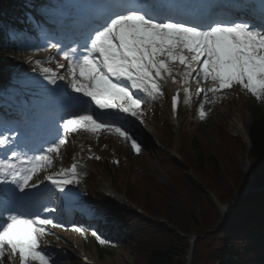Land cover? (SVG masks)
<instances>
[{"label": "snow or ice", "instance_id": "1", "mask_svg": "<svg viewBox=\"0 0 264 264\" xmlns=\"http://www.w3.org/2000/svg\"><path fill=\"white\" fill-rule=\"evenodd\" d=\"M49 47L62 53L67 69L59 75L41 67L43 78L55 85L65 80L75 95L64 96V113L55 122L54 135L39 146H29L19 138L20 131L0 125V184L13 185L8 199L0 203V264H56L46 250L44 237L49 228L64 226L41 214L54 211L47 205L27 210V189L38 187L43 180L60 192L68 184L78 183L81 165L73 156L67 169L54 168L61 159V149L69 136L84 131L94 135L107 132L131 143L134 152L140 145L129 134L122 116L139 117L141 105L164 95L163 85H179L172 96L176 114L183 90V103L191 104L189 85H197L195 94L203 96L199 105L201 119L206 117L205 102L211 94L231 90L234 86L257 101H264V12L260 22L247 15L219 16L209 12L185 17L179 13L157 11L141 0H111V3L87 25L72 44L64 45L49 38ZM49 57L45 63H52ZM142 94V95H141ZM10 152V154H9ZM99 157H89V159ZM52 170V174H47ZM25 193L17 196L15 193ZM6 213V215H4ZM72 231L83 234L75 226ZM92 235L108 243L96 232Z\"/></svg>", "mask_w": 264, "mask_h": 264}, {"label": "trees", "instance_id": "2", "mask_svg": "<svg viewBox=\"0 0 264 264\" xmlns=\"http://www.w3.org/2000/svg\"><path fill=\"white\" fill-rule=\"evenodd\" d=\"M12 1L0 0V5L16 7ZM18 13L21 15L22 10ZM0 16L4 17L1 9ZM12 23L20 26L17 21ZM27 30L29 31L28 28ZM10 44L8 35L0 24V61H3L7 52H13L14 48ZM3 68L0 63V74ZM243 97L245 104L248 103L251 116V123L247 128L249 150L238 138L231 137L226 132L220 135L224 142L221 149L203 148L196 139H190L183 129L180 156L185 167L165 158L163 168L168 179L166 185L157 184L151 177H141L136 187L127 188V196L133 203L144 209L150 217H165L169 223H177L172 217L187 205L191 210L189 222L198 227L200 232L203 233L204 230L207 234L205 241L209 253L205 264H244L241 262L244 256L249 257L253 264H264V193H248L239 197L247 183V175L235 167L232 158L235 153L246 151L248 158L254 162L248 187L253 189L264 185V106L246 92ZM165 127L169 128L167 123ZM223 160L226 163L221 164ZM189 170L202 181L203 189L206 187L220 204L227 206L223 218L208 196L188 175ZM111 212L116 214L124 226V231L118 233V244L133 240L140 250L133 264H186V241L175 232L126 211ZM245 239L248 240L247 245L243 242ZM199 242H196L191 254L194 264H204ZM94 249L99 259L103 255H111L105 249ZM144 253L146 259L141 261L140 255Z\"/></svg>", "mask_w": 264, "mask_h": 264}, {"label": "rangeland", "instance_id": "3", "mask_svg": "<svg viewBox=\"0 0 264 264\" xmlns=\"http://www.w3.org/2000/svg\"><path fill=\"white\" fill-rule=\"evenodd\" d=\"M35 1L37 2L35 10H39L40 6L42 5L45 6L51 4V8L44 9V12L42 11V13H46L50 10L55 9L58 11L62 10L66 12L72 11L69 6H67L64 0H51V2L49 0ZM6 14L9 17H15L14 13L12 12H6ZM32 15L33 14L30 13V20L35 23V20ZM43 32V29H41L38 33L44 34ZM9 35L14 41L25 45V48L18 52L11 53L8 56L6 55L5 59H3V61H0L2 67H4L5 65L6 69H13L11 70V73L9 75H4V78L9 76V80L6 81L0 78L1 84H13L16 80L15 76H13V72L20 71V69L22 68H24L27 74L31 73V68L34 66L35 57H47L52 52L54 53V59L52 63H47L46 66L41 65V67L49 68L54 63H56L57 65V63L66 64L67 62L61 58L62 54L56 53V49L47 47V39L41 36H39L38 38L33 36H25V34H23L22 32H19L12 28L11 30H9ZM25 50L33 51V56L31 57V55L25 54ZM29 60H32L33 63L26 64ZM56 69L59 68H54L52 70L56 71ZM10 92L16 93L15 88L11 86ZM163 92L164 95L161 98L154 100V102L156 106L159 107V109L164 107L165 118L161 117L160 120H158L157 118H153L151 121V125H148V127L142 129L144 131V140L137 139L135 137L134 132L128 131L129 134L140 145L141 151L139 153H136L132 150L130 142L125 141L123 139L120 140L118 138H116V140L122 143V148L119 151L115 150V152L112 151L107 153V147L113 146L114 143L111 144L110 142H108L104 138V135H94L91 138V141H93V147L87 146V148H93L91 150V153L95 154V157H99V159H97L98 161L93 163V165L82 166L80 168L79 182L72 183L66 186V188L70 190H75L73 194V200L75 204H78L81 207H88L91 205V207L95 206L98 208H106L110 210L111 208L108 207L109 204L106 202L102 195V187L104 185L111 186L118 195L124 196V187L126 186L128 189H130V187H136L140 182L139 180H141V177L146 179H148L147 177H151L157 184L160 185H166L168 183L167 175L166 172H164L163 168V159H169L171 157L173 148H177V145L174 144V138L177 134L173 135L171 128H166L164 125V123H168V93L165 89H163ZM5 95H8V92L2 93V95L0 96V103H4V101L8 100L13 101L11 98L5 97ZM220 95L222 98H214L217 109L220 112V116L214 117V119L211 118L208 114L205 103L204 111L207 115L204 119L199 118V105L201 102L198 100L197 97L191 99V104L185 105L184 103H182L181 105L180 118L184 122L182 128L186 129L189 132L190 135L188 136L190 137V139H196L197 142L203 148H217L218 150L221 149L224 146V142L220 137L222 133L226 132L231 137L235 136L239 138L237 136L238 128L241 126L246 132L247 128L251 123V116L248 109V103L245 104V101L243 100L242 90L239 88V86H234L231 90H226L225 92L220 93ZM38 97L42 99V96ZM39 98L36 99V96L34 94L28 95L27 97H21L18 104L22 105V102H28L29 107L32 110L36 108V104L41 101ZM145 100L148 101L146 98ZM0 108H3L2 104L0 105ZM144 113L147 114L148 110L145 109ZM25 115L27 116L28 112H25ZM36 115L37 114H34L32 117H36ZM120 115L122 116V114ZM31 119L32 118H28L27 123L33 122ZM35 120H38V117H36ZM128 121L133 122V120L131 119H128ZM122 122L124 123L123 119ZM80 133L82 132H78L69 136L68 142L61 149L62 158L55 160L54 168L56 170H58L60 167H65L69 165L70 161H68V159L65 157V152L68 150L71 152V148H69V143L70 141H76L75 138L79 136ZM85 145H87V142H85ZM105 145L107 146L105 147ZM232 158L234 159L235 167L238 170H240L246 175L253 172L254 162L248 158L246 151L237 152ZM224 163H226V160H223V162H221V164ZM189 172L188 175H190L191 178L197 183L198 187L201 186L202 181L194 177L191 173V170H189ZM45 174L46 173L41 172L38 180L42 181L43 176ZM47 174H52V170H49ZM119 183H121L120 186ZM5 187L6 185L0 184V194L4 192ZM204 189L208 190L206 187H204ZM55 198L56 196L53 197V200ZM1 199H3L2 202H5V195H2ZM54 204L55 203L52 202V204H50V207L55 211L56 208ZM111 207L113 208V206ZM53 213L54 212L52 211L50 213H43L42 215H47L64 226L63 228H49L48 231L51 234L44 237V244L46 245V250L55 259L56 264H78L76 260L71 259L66 255V249H69L74 253L82 254L85 259L93 262L94 264H133L134 259L140 253V250H138V246L132 240L130 243L128 242L126 244L124 249H118L114 247L110 256L103 255L99 259L94 253L92 240L96 238L92 235V232H96L101 239L106 240L104 236L100 235L99 231H103L105 236L111 235L113 229L110 228V225H98L97 229L93 231L90 227H84V229L86 230L81 235L86 238L87 247L83 249V247L81 246L82 241L80 237L76 234L74 235V231H72L73 227L79 226L78 223L69 224L68 222H61L57 216H53ZM91 215H93V212L92 214H89V216L92 218L93 216ZM190 215V208L187 205H184V207L180 208L178 214H174V217H172L174 221L175 219L177 220V223L179 225H177L176 221V225L172 221L170 223L167 222L165 217H153L152 221L157 222L161 226L163 225L165 227L175 229L176 235L185 240L187 244L188 235H197L199 237V240H197L196 242L200 241L199 244L200 249L202 250V259L204 260L205 264V259L207 258L209 253L205 241V236L207 234L204 230L203 233L200 232L201 230L198 229V227H196L193 223L189 222ZM79 222L83 223V225L87 224L85 220H81ZM90 222L91 226L93 227L96 223V220L93 219ZM183 225L185 226L181 228V226ZM77 234L79 235V233ZM243 242L245 245L248 244L247 239L243 240ZM104 245L110 244L106 243ZM188 245L190 246V244ZM104 249L109 252L108 247H104ZM145 259V253L140 255L141 261H144ZM241 262L244 264H253L250 258L247 256L242 257ZM186 264H194L193 258H191V256L186 257Z\"/></svg>", "mask_w": 264, "mask_h": 264}, {"label": "bare ground", "instance_id": "4", "mask_svg": "<svg viewBox=\"0 0 264 264\" xmlns=\"http://www.w3.org/2000/svg\"><path fill=\"white\" fill-rule=\"evenodd\" d=\"M53 55H54V53L52 52L47 57L41 56V57H35L34 59H35V61H41V65L46 66L47 63H45V61H47L49 59V57H53ZM29 63H33L32 60L27 61L26 64H29ZM49 68H51V69L57 68L56 63L52 64ZM20 70H24V68H22ZM54 72H57L59 75L63 76V75L67 74V69H66V67L65 68H59V69H56V71H54ZM57 81L59 82V84L62 87L65 86L67 88H70L69 84L65 80H59L58 79ZM19 82H22V84H23V86L20 87L21 90H29L31 88V86H33L34 90L43 89V88H45V86L49 87V89H53V86H54L53 84H49L47 82V80H45L43 78V75L41 73V68L40 67L38 68L35 65L31 68L30 76L25 81H19ZM32 84H34V85H32ZM172 86L179 87V85H174L171 83V81H168L167 83H164L163 89H167L170 92V89L172 88ZM189 88H190V91L192 92L191 99L197 97L200 102L204 101V97L202 95L196 96V94H195V90H196L195 82L191 83L189 85ZM51 92H52V95L55 96V92L53 90ZM70 93H72V92H70ZM214 98L215 97H213L211 94H209V96H208L209 101H213ZM216 98H222V97L220 94H217ZM180 99L182 102V100H183V90L182 89H181ZM180 105H181V103H180ZM205 105L207 107L208 114L210 115L211 118L214 119V117L220 116V112L218 111L215 102H205ZM145 109L148 110L147 114L144 113ZM140 111L143 113V115L139 116L138 118L132 117V116H125L124 117V119H125L124 125L129 132L135 133V137L137 139H139V140L143 139L144 140V131L142 129L148 127V125H151V121L153 118H157L158 120H160L161 117L165 118V112H164V107L159 109V107L156 106L155 102L151 101V100H148V101L145 100V102L141 105ZM169 112H170V109L168 106V109H167L168 117H170ZM180 114H181V110L179 108V118L177 119V126H181L182 122H183L180 118ZM122 116H124V115L122 114ZM128 119L133 120V122L128 121ZM178 131L174 130V132H178ZM81 132L82 133H80V135L75 138L76 141H70L69 148H71V152L69 150L66 151L65 157L68 159V161H71L70 164L73 163L72 157L76 156L77 160H79L78 163L80 165H87V166L93 165V162L89 159V157L90 156L93 157V155H95V154L91 153V150L93 148L89 149V148H87V146L93 147V145H92L93 141H91V138L94 136V134L87 133L84 131H81ZM99 135H104V138L108 142H110L111 144L114 143L113 146L107 147L108 148L106 150L107 153L112 152V151L115 152V150L119 151L122 148V146H121L122 143L120 141L116 140V138H118L120 140H121V138H119L115 135L109 134L107 132H101ZM241 136L245 139L246 135L243 132V133H241ZM85 142H87V145H85ZM106 146L107 145H105V147ZM113 156H116V155H113ZM44 183H45V181L42 182V184H44ZM43 186H45V185H43ZM103 191H104V193L114 194L112 192V190L107 185L103 186ZM62 193H70V194H66L69 196V198H63V200L71 202L72 199H74V197L72 195L74 193L66 192V190H64V192H62ZM110 203L116 207H122V205L125 204V201H124V199H122V197L114 194V199L111 200Z\"/></svg>", "mask_w": 264, "mask_h": 264}]
</instances>
